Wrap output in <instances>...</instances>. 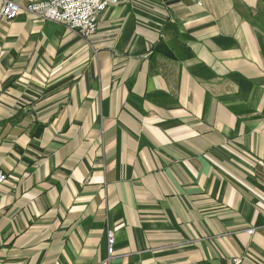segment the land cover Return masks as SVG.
<instances>
[{
	"label": "crops",
	"instance_id": "1",
	"mask_svg": "<svg viewBox=\"0 0 264 264\" xmlns=\"http://www.w3.org/2000/svg\"><path fill=\"white\" fill-rule=\"evenodd\" d=\"M0 169V264H264V0L0 22Z\"/></svg>",
	"mask_w": 264,
	"mask_h": 264
},
{
	"label": "built area",
	"instance_id": "2",
	"mask_svg": "<svg viewBox=\"0 0 264 264\" xmlns=\"http://www.w3.org/2000/svg\"><path fill=\"white\" fill-rule=\"evenodd\" d=\"M130 0H36L18 4L12 0H0V22L11 21L20 13L35 16L41 21L63 25L88 40L97 30L99 16L109 7L128 3ZM7 176L0 169V186ZM254 229H248L252 234ZM113 234L107 231L108 256L113 252ZM236 259L235 262H239Z\"/></svg>",
	"mask_w": 264,
	"mask_h": 264
},
{
	"label": "rangeland",
	"instance_id": "3",
	"mask_svg": "<svg viewBox=\"0 0 264 264\" xmlns=\"http://www.w3.org/2000/svg\"><path fill=\"white\" fill-rule=\"evenodd\" d=\"M86 41H87V40H86ZM107 253H108V252H107ZM112 253H113V252H112ZM112 253H111V254H112ZM110 256H111V255H110Z\"/></svg>",
	"mask_w": 264,
	"mask_h": 264
}]
</instances>
